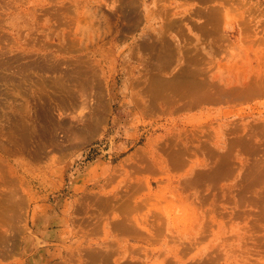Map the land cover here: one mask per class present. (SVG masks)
<instances>
[{
    "label": "rangeland",
    "instance_id": "obj_1",
    "mask_svg": "<svg viewBox=\"0 0 264 264\" xmlns=\"http://www.w3.org/2000/svg\"><path fill=\"white\" fill-rule=\"evenodd\" d=\"M0 264H264V0H0Z\"/></svg>",
    "mask_w": 264,
    "mask_h": 264
},
{
    "label": "bare ground",
    "instance_id": "obj_2",
    "mask_svg": "<svg viewBox=\"0 0 264 264\" xmlns=\"http://www.w3.org/2000/svg\"><path fill=\"white\" fill-rule=\"evenodd\" d=\"M171 62V61H170ZM37 240V239H36ZM37 243H38V241H37Z\"/></svg>",
    "mask_w": 264,
    "mask_h": 264
}]
</instances>
